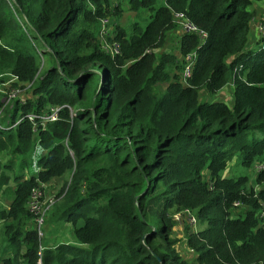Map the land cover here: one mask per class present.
Masks as SVG:
<instances>
[{
  "label": "trees",
  "instance_id": "1",
  "mask_svg": "<svg viewBox=\"0 0 264 264\" xmlns=\"http://www.w3.org/2000/svg\"><path fill=\"white\" fill-rule=\"evenodd\" d=\"M159 1L126 0L129 10L150 15L144 28L113 23L108 40L119 53L111 55L98 38L101 19L120 17L109 0H0V84L15 76L32 91L0 120V154L9 157L0 160L8 202L0 209V264H189L171 237L172 213L187 209L202 226L185 239L195 264H264V188L223 176L235 154L245 168L264 159V43L247 46L258 15L252 4L262 0ZM175 13L206 36L181 33ZM173 31L178 55L157 52ZM45 54L53 65L38 79ZM228 83L231 107L199 101L200 92ZM50 107L60 111L44 122ZM36 144L38 172L27 177ZM14 158L21 172L10 186ZM69 173L49 221L70 225L77 244L43 247L39 258L29 196ZM254 180L264 183V169ZM234 203L247 209L234 217Z\"/></svg>",
  "mask_w": 264,
  "mask_h": 264
},
{
  "label": "rangeland",
  "instance_id": "2",
  "mask_svg": "<svg viewBox=\"0 0 264 264\" xmlns=\"http://www.w3.org/2000/svg\"><path fill=\"white\" fill-rule=\"evenodd\" d=\"M118 2V3H117ZM110 5L112 4H117V6H119L120 9V17L117 18L116 16H109V17H104L101 20L107 19L108 20V24H106L105 26L109 29V33H114V29L113 26L115 22H118V25L123 29L126 28L128 29L129 26L133 23V22H137L138 25L141 28H144L145 24L148 21V17H149V12L147 10H144L143 12L135 13L132 10H129L127 7V2L126 0H109ZM159 4H162L163 1L160 0L158 2ZM262 8H264V0L262 1H258V2H254L252 4V8L256 10V13H258L260 10H262ZM258 15L256 16V19H258ZM100 20V22H101ZM98 38L99 41H101V37L102 36V30L100 29V23L98 26ZM30 31V30H28ZM32 31H30L31 33ZM255 34V29L253 26V23H250V30L248 33V45L256 48L258 47L259 44H263V42H257L258 40L256 39V37L254 36ZM179 32L177 31H173V32H169L166 35L165 38V42L162 46L161 50H158L157 52H166V53H170V54H175L178 55V47H177V43L179 40ZM37 46H39V50H42V48H40V45L37 44ZM53 65V60L50 58V56L48 54L43 55V62L40 60V65H39V72H38V79L42 77V75H44L46 73V69H48L49 67H51ZM97 79H98V75L97 73L93 75L92 79L89 81L88 83V91H87V95L85 100L83 101V104L85 106L89 105L93 96V91L95 88V85L97 83ZM3 85L0 86V101L3 104V108L2 110H0V120L3 119V116L5 115V113L7 112V109H10L12 106L13 101L18 100L20 102H24L26 101V99L32 97V91L30 90L31 86L30 84L26 83V84H22L17 82L16 79H14L13 77H10L7 75V77L5 78V81L2 83ZM160 91H163L165 89L164 86H159ZM232 89L233 87L231 86V84H226L225 87L220 90L219 92L215 93V94H207L205 91L204 92H200L199 95V101L200 102H204V101H208V102H225L227 104V106L231 107V103H232V97H231V93H232ZM70 110V108H69ZM72 111V110H70ZM34 152H33V160L31 162V164H28V167H26L24 170V175L29 177L30 175L38 172L37 166H36V160L41 156L42 154V150L39 148V146L36 144L34 147ZM71 153V152H70ZM9 157H6L4 154H0V160L1 163H7ZM12 171L9 173H7L10 177V181L8 183V185H12V180L11 178L16 175L17 173L21 172V170H19V160H16V158H14V160H12ZM260 164H264V159H262L260 161ZM227 167H226V171L225 173H223L224 177H232V178H237L239 176H247L248 177V184L256 189H260V188H264V183L258 185L255 183V176L257 174V170L255 168V166L253 167H244L243 165H241L240 163V157L238 154H235L228 162H227ZM258 166V165H257ZM256 166V167H257ZM69 173L68 175L61 177V178H55L52 179L51 181L48 182V184L43 185L42 187V191H43V197L48 200L51 199L52 203H54L57 199H56V195L59 193V191L61 190V187L63 185V183L65 181H68V178L70 177ZM53 205V204H52ZM51 205V206H52ZM8 206V202L7 200L4 198V196H0V209H6V207ZM51 206L49 207V211H47L45 213V221L43 224V236L41 238V245L42 247H46L49 245H54L60 242L63 243H72V244H77V241L74 237L73 234V230L70 227V225L65 224L63 222H52L49 221V214L51 212V210L53 211L54 207L51 208ZM247 208L243 207V206H239L237 209H235V211H233L232 216L236 217L238 216L237 213H243ZM172 213L171 218L173 216ZM47 221V222H46ZM173 221V219H172ZM81 222H79L78 224H80ZM173 229H172V233H171V237L173 239H175L177 242L174 245L176 251L178 252L179 256H181V258H183L184 260H186L189 264H195L193 262L194 259V253L190 248H187V245H185V239H186V234L188 232H195L199 229L202 228L201 225H199L197 222L195 224V226H190L189 222L187 221L186 218H183L182 221L180 222H175L173 221ZM0 239H1V221H0ZM1 242V241H0ZM1 244V243H0Z\"/></svg>",
  "mask_w": 264,
  "mask_h": 264
},
{
  "label": "built area",
  "instance_id": "3",
  "mask_svg": "<svg viewBox=\"0 0 264 264\" xmlns=\"http://www.w3.org/2000/svg\"><path fill=\"white\" fill-rule=\"evenodd\" d=\"M174 21L176 22L177 28L181 33L188 32V33H194L198 36V38L201 40L206 36V32L203 30H200L198 27H196L193 23H191L184 14L175 13L174 14ZM108 24V20L104 19L100 22V29L102 30V36L101 37V47L105 51L109 52L111 55L118 54V43L115 41H109V29L105 26ZM258 26V34L260 38L264 37V15L262 16L261 20L257 24ZM108 40V41H107ZM194 60V53L188 54L185 57V65H184V71H183V80L188 78L191 74L192 65ZM14 79L17 80L15 76H12ZM3 84H0V86ZM58 107H50L49 112L43 115L41 118L42 121L47 122V120L53 121L56 120L57 114L59 112ZM29 119H33L35 116L33 114H30ZM264 169V164H260L256 167L257 171H260ZM44 184H40L38 187L34 188L32 193L29 196V200L27 203L28 210L32 213V221L34 224V228L37 231L38 238H42L43 236V224L45 221V213L49 211V207L53 204L51 199H46V197H43V191L41 190ZM239 203H234V207H238ZM183 218H186L189 222L190 226H195L197 219L195 217V214L192 210L187 209L179 212H175L173 214L172 219L175 222H180L183 220ZM259 219L264 222V210L260 213ZM43 247L39 248L38 256L42 255V249Z\"/></svg>",
  "mask_w": 264,
  "mask_h": 264
},
{
  "label": "crops",
  "instance_id": "4",
  "mask_svg": "<svg viewBox=\"0 0 264 264\" xmlns=\"http://www.w3.org/2000/svg\"><path fill=\"white\" fill-rule=\"evenodd\" d=\"M264 15V8H262V10H260V12H259V15H258V19H254L253 21H252V23H253V26H254V29H255V34H254V36L256 37V39L258 40V39H260V36H259V34H258V26H257V24L259 23V21L261 20V18H262V16ZM247 46L249 47V48H253L252 46H250V45H248V43H247ZM7 208V207H6Z\"/></svg>",
  "mask_w": 264,
  "mask_h": 264
}]
</instances>
